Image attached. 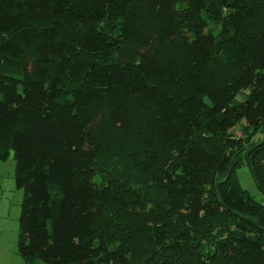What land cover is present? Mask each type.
Here are the masks:
<instances>
[{"label": "trees", "instance_id": "16d2710c", "mask_svg": "<svg viewBox=\"0 0 264 264\" xmlns=\"http://www.w3.org/2000/svg\"><path fill=\"white\" fill-rule=\"evenodd\" d=\"M11 152L29 264H264V0H0Z\"/></svg>", "mask_w": 264, "mask_h": 264}, {"label": "rangeland", "instance_id": "374dc122", "mask_svg": "<svg viewBox=\"0 0 264 264\" xmlns=\"http://www.w3.org/2000/svg\"><path fill=\"white\" fill-rule=\"evenodd\" d=\"M255 83L251 85V89ZM245 123H237L230 127L234 139L239 142L243 136ZM16 161L13 152L5 161H0V264H29L20 252V217L24 191L17 187L15 179ZM242 188L257 201L262 200L251 169L244 166L237 170ZM30 264H55L52 259H37Z\"/></svg>", "mask_w": 264, "mask_h": 264}]
</instances>
